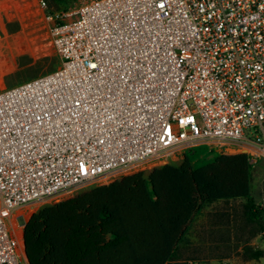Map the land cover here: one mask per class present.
Listing matches in <instances>:
<instances>
[{
    "label": "built area",
    "instance_id": "1",
    "mask_svg": "<svg viewBox=\"0 0 264 264\" xmlns=\"http://www.w3.org/2000/svg\"><path fill=\"white\" fill-rule=\"evenodd\" d=\"M48 20L59 65L0 91V264H28L10 217L27 206L199 147L264 160V0H87Z\"/></svg>",
    "mask_w": 264,
    "mask_h": 264
},
{
    "label": "trees",
    "instance_id": "2",
    "mask_svg": "<svg viewBox=\"0 0 264 264\" xmlns=\"http://www.w3.org/2000/svg\"><path fill=\"white\" fill-rule=\"evenodd\" d=\"M182 160L179 167L132 173L41 208L23 228L28 264L178 261L193 216L219 201L243 200L245 218L256 228L254 235L264 239V213L250 195L253 166L246 155L199 147ZM242 258L259 261L264 249L245 246Z\"/></svg>",
    "mask_w": 264,
    "mask_h": 264
},
{
    "label": "rangeland",
    "instance_id": "3",
    "mask_svg": "<svg viewBox=\"0 0 264 264\" xmlns=\"http://www.w3.org/2000/svg\"><path fill=\"white\" fill-rule=\"evenodd\" d=\"M84 1L87 0H46L45 9H40L34 0H17L9 5L0 3V91L41 77L59 65L58 56L51 43L52 21L48 17L65 13ZM19 5H25L20 12L15 9ZM45 58L48 61L38 66V62ZM21 61L27 65L21 66ZM224 154L240 153L229 150ZM182 163L181 158L168 157L143 164L122 176L136 172L149 174L155 168L164 165L179 167ZM122 176L111 177L96 185L55 196L45 204L27 206L13 216H22V213L27 212V217H23L25 224L34 213L45 206L74 197L91 187L109 184ZM250 195L258 210L264 213V160L259 161L252 169ZM243 203V200H231L205 206L199 214L193 216L189 224L180 246V260L168 264H184L191 259H227L232 264H264V258L259 261H244L242 258V249L245 246L255 250L264 249V239L260 234L254 235L255 225L245 218Z\"/></svg>",
    "mask_w": 264,
    "mask_h": 264
},
{
    "label": "bare ground",
    "instance_id": "4",
    "mask_svg": "<svg viewBox=\"0 0 264 264\" xmlns=\"http://www.w3.org/2000/svg\"><path fill=\"white\" fill-rule=\"evenodd\" d=\"M33 209H30V211H32ZM27 215H28V213L27 212H24V213H22V216L23 217H27ZM11 219L13 218V217H15V216H13V214H11ZM13 225V224H12Z\"/></svg>",
    "mask_w": 264,
    "mask_h": 264
}]
</instances>
